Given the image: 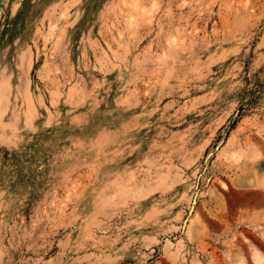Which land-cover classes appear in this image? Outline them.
<instances>
[{"label":"rangeland","instance_id":"rangeland-1","mask_svg":"<svg viewBox=\"0 0 264 264\" xmlns=\"http://www.w3.org/2000/svg\"><path fill=\"white\" fill-rule=\"evenodd\" d=\"M260 259L264 0H0V264Z\"/></svg>","mask_w":264,"mask_h":264},{"label":"crops","instance_id":"crops-1","mask_svg":"<svg viewBox=\"0 0 264 264\" xmlns=\"http://www.w3.org/2000/svg\"><path fill=\"white\" fill-rule=\"evenodd\" d=\"M243 182L245 184L255 183V181L252 177H247Z\"/></svg>","mask_w":264,"mask_h":264},{"label":"bare ground","instance_id":"bare-ground-1","mask_svg":"<svg viewBox=\"0 0 264 264\" xmlns=\"http://www.w3.org/2000/svg\"><path fill=\"white\" fill-rule=\"evenodd\" d=\"M258 264H264V259H260V260L258 261Z\"/></svg>","mask_w":264,"mask_h":264}]
</instances>
